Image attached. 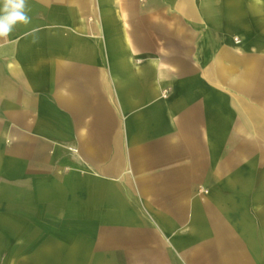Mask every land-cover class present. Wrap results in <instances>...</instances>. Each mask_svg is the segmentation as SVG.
Masks as SVG:
<instances>
[{"label":"crops","instance_id":"1","mask_svg":"<svg viewBox=\"0 0 264 264\" xmlns=\"http://www.w3.org/2000/svg\"><path fill=\"white\" fill-rule=\"evenodd\" d=\"M251 1L28 0L0 40V264L256 263Z\"/></svg>","mask_w":264,"mask_h":264},{"label":"clouds","instance_id":"2","mask_svg":"<svg viewBox=\"0 0 264 264\" xmlns=\"http://www.w3.org/2000/svg\"><path fill=\"white\" fill-rule=\"evenodd\" d=\"M28 12V0H0V40L7 43L17 24H29Z\"/></svg>","mask_w":264,"mask_h":264},{"label":"rangeland","instance_id":"3","mask_svg":"<svg viewBox=\"0 0 264 264\" xmlns=\"http://www.w3.org/2000/svg\"><path fill=\"white\" fill-rule=\"evenodd\" d=\"M252 2H253V0L247 4V8H248V5L252 4ZM262 2H264V1H262ZM230 5H231L232 10L238 9L237 3H231ZM260 26L264 27V19H262ZM234 40H237L240 43L238 38H233V41ZM255 221H256L257 225H260V223L262 224V222H260L259 220L258 221L255 220ZM262 225H264V224H262ZM262 225L259 226L258 235H259V233H260V235L264 234V229H262V227H264V226H262ZM262 237H264V236H262ZM255 248H256V250H258L255 253L257 255L255 264H264V252H262V250H264V241H262L261 243L259 241H257Z\"/></svg>","mask_w":264,"mask_h":264}]
</instances>
